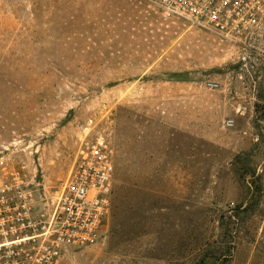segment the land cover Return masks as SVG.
<instances>
[{
  "label": "rangeland",
  "instance_id": "rangeland-1",
  "mask_svg": "<svg viewBox=\"0 0 264 264\" xmlns=\"http://www.w3.org/2000/svg\"><path fill=\"white\" fill-rule=\"evenodd\" d=\"M86 124L112 206L58 264H264V40L148 0H0V182L20 169L52 197Z\"/></svg>",
  "mask_w": 264,
  "mask_h": 264
},
{
  "label": "built area",
  "instance_id": "built-area-1",
  "mask_svg": "<svg viewBox=\"0 0 264 264\" xmlns=\"http://www.w3.org/2000/svg\"><path fill=\"white\" fill-rule=\"evenodd\" d=\"M233 44L264 40V0H148ZM233 125V120L228 121ZM84 126L77 163L45 197L15 169L0 182V264H58L71 248L96 242L113 198L115 167L107 139Z\"/></svg>",
  "mask_w": 264,
  "mask_h": 264
}]
</instances>
